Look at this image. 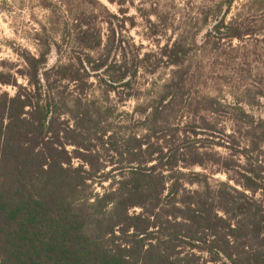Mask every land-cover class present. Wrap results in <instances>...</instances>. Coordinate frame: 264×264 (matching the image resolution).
I'll return each mask as SVG.
<instances>
[{"label": "trees", "instance_id": "16d2710c", "mask_svg": "<svg viewBox=\"0 0 264 264\" xmlns=\"http://www.w3.org/2000/svg\"><path fill=\"white\" fill-rule=\"evenodd\" d=\"M108 1L118 10L126 3ZM233 2L210 10L204 44L253 36L244 21L226 22ZM104 9L105 39L97 27L65 26L59 41L45 44L54 65L48 52L20 50L26 84L0 71V86L14 89L0 90V264H264V114L218 97L198 100L188 87L195 41L178 37L158 54H140L123 19ZM147 21L150 36H159ZM148 62V73L171 69L169 79L142 92L121 119L87 94L95 77L105 95L131 97ZM263 91L248 94L252 105L263 107ZM207 165L233 175L212 181L195 171Z\"/></svg>", "mask_w": 264, "mask_h": 264}, {"label": "rangeland", "instance_id": "374dc122", "mask_svg": "<svg viewBox=\"0 0 264 264\" xmlns=\"http://www.w3.org/2000/svg\"><path fill=\"white\" fill-rule=\"evenodd\" d=\"M44 1L52 4L51 10L44 7ZM228 1L126 0L123 10H118L119 6L111 4L108 0H0V71L14 75L18 84H26V80L17 73L25 68L18 55L20 50H26L33 55L48 52V66L54 65L57 56L53 49L47 51L45 44L53 46L55 41H59L65 26L97 27L105 39L107 23L110 20L104 9L106 8L110 14L123 19V35L129 44L140 48V54H158L162 45L178 37L190 43L195 41L196 45L200 46L189 59L188 87L192 96L198 100L218 97L227 103L242 105L256 117L263 116L264 97L257 99L261 102V107L252 105L248 94L257 97L258 92L264 90V0H234L226 17V22L232 19L244 21V24L254 31L253 36L219 44L211 39L209 43L204 44L205 33L214 22L211 17L205 18L210 15V10L216 7L224 12ZM139 8L147 10H138ZM145 15H148L151 24H155L162 31L159 36H150ZM129 19L133 20V27L130 26ZM68 59L70 55L65 54L62 57L63 62ZM151 62L147 63V71L139 73L133 90L130 91L131 97H126V93L119 95L111 92L105 95L95 77L89 81L92 87L87 94L94 93L98 99L105 100L104 103L116 111L117 119H121L122 114L132 112L138 100L143 97L142 92L169 79L171 69L164 66L153 71L155 73H148L152 68ZM0 90L14 94L11 87L0 86ZM216 123L220 130L232 132L226 118L216 117ZM236 137L238 142L243 143L238 133ZM216 141L223 142L218 139H215ZM68 149L72 150L71 147ZM214 150L222 156L230 154L229 149L222 147H216ZM77 164L79 161L73 160V165ZM106 167V171L111 168L110 165ZM195 171L207 174L212 181L227 182L228 177L233 175L225 174L213 165L195 168ZM230 184L236 187L232 181ZM104 186L107 187L108 184L105 183ZM96 192L101 193L103 189L97 186Z\"/></svg>", "mask_w": 264, "mask_h": 264}]
</instances>
